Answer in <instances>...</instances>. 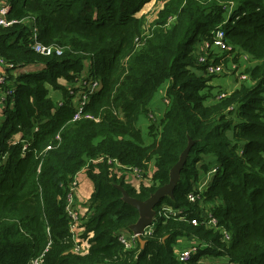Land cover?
Returning <instances> with one entry per match:
<instances>
[{
    "label": "trees",
    "instance_id": "1",
    "mask_svg": "<svg viewBox=\"0 0 264 264\" xmlns=\"http://www.w3.org/2000/svg\"><path fill=\"white\" fill-rule=\"evenodd\" d=\"M149 1L0 0L10 7L6 18L19 21L0 26V56L14 69L43 66L17 76L6 69L2 90L12 93L0 122V264H29L40 254L41 264H201L203 256L264 264V0H166L151 20L150 36L136 45L144 26L136 13ZM31 17L39 40L61 46V55L32 50L25 21ZM219 25L233 50L259 62L247 71L251 84L217 98L222 89L212 92L213 77L202 73L206 65L197 62L193 46ZM85 62L84 74L101 79V90L84 108L98 121L71 120L72 97L60 82L83 75ZM167 80L170 103L151 128H161L159 137L146 143L138 118ZM51 90L61 92L60 106ZM190 141L173 195L156 206L181 208L188 220L159 219L143 247L123 250L117 235L139 214L123 201L121 188L131 197L148 198L168 182ZM48 144L53 146L45 149ZM106 157L141 168L153 160L150 186L137 191L116 178ZM214 165L203 200L188 202L192 181ZM84 167L94 190L83 235L92 236L80 255L70 250L65 205L68 185ZM206 211L229 231L228 242L219 230L189 222ZM193 239L203 246L189 260H177L179 240L186 245Z\"/></svg>",
    "mask_w": 264,
    "mask_h": 264
},
{
    "label": "built area",
    "instance_id": "2",
    "mask_svg": "<svg viewBox=\"0 0 264 264\" xmlns=\"http://www.w3.org/2000/svg\"><path fill=\"white\" fill-rule=\"evenodd\" d=\"M162 7V4L160 8ZM8 4H0V26H10L11 24L19 22L16 19H7L6 14L9 10ZM154 17H152L153 19ZM144 20V26H143V33L140 37H136V45L142 44V41L150 36V25L151 20ZM171 18H169V21ZM23 21L20 20V22ZM25 21L28 23L29 27V36L31 40V48L32 50L41 55V56H50V55H61L63 53V48L57 44H45L42 41L39 40V29L37 25L35 24L34 18H26ZM230 44H228V41L226 39V34L224 28L219 25L215 29H213L210 32V35L207 38L202 39L196 47V51L194 50L196 60L199 64L206 65V68L202 69V73L213 75V74H231L232 70H234V66L230 65V67L223 66L220 63H214V62H208L205 60L204 56L205 53H207L208 49L211 47L216 48H225L230 49ZM0 65L3 67V70L0 71V96L1 101L4 102L7 95H11L12 89H6L2 90V86L5 84L8 74L6 69L12 68V64L7 63L2 56H0ZM14 69V68H12ZM11 69V70H12ZM224 74V75H225ZM60 82L65 86V89L68 90L69 96L72 97V106L74 108V113L72 116V121L79 120L81 118L86 119H93L95 121H98V117H95L91 115L90 113L84 112L85 106L89 103V99L92 95L98 93L101 88V79L100 78H93L91 76L87 77V75L83 74L80 76H76L73 79V82H67L65 80H60ZM249 84H251L249 82ZM228 94L227 91L222 90L217 94V98L224 97ZM162 102L164 106H168L170 101L169 98L164 95L162 97ZM63 103L62 99L57 101V106H60ZM149 117L152 118V114H149ZM155 124V123H154ZM54 139L59 141L60 135L59 133H56L54 136ZM53 146V144H48L45 149H49ZM26 148V144H24L22 150ZM103 157H99L98 160H102ZM107 163L110 165L109 171L116 176V178H124L125 182L128 183L131 187H133L135 190H139L141 186H150L149 180L152 178L153 172L155 171L154 165H151L149 162V166L147 167H138V166H125L121 164L119 161H117L115 158L106 157ZM217 165L212 166L206 173L202 174L199 179L193 183L192 190L188 191L186 193V200L188 202H196V201H202L204 198V193L207 191L208 186L210 185L212 181V177L214 173L216 172ZM81 170V169H80ZM79 171H77L72 179L70 184L68 185V190L66 193V205H65V211L66 216L68 219V228L69 232L71 233L70 239L72 240V245L70 247V250L76 254H85L88 251V248L90 246L89 239L92 236V232H86L85 235V227L83 225V220L88 218L91 211L85 207L83 214L74 206V194L75 190L79 184ZM123 170L126 172V175H122L121 171ZM152 182V181H151ZM85 218V219H83ZM159 219H178V220H188L186 214L183 212L181 208H174L170 205H161L158 208H154V214L151 218V222L146 225L141 232L134 233L132 230L128 229L123 232H120L117 235V241L122 246L123 250H132L134 248H137L138 245V238H144L149 236L153 229L155 224ZM189 222L194 225H204V227L211 228L214 230H219L222 234V238L224 241L228 242L230 239V233L225 228L218 226V221L213 216L211 212L206 211V216L204 218H198V217H191ZM203 245L200 242H197L193 239V241H189L188 244L184 245L182 248L177 246L175 251V257L177 260L184 262L189 260V258L194 255L200 247ZM203 259V258H202ZM205 260V259H204ZM42 262V254L38 256H34L30 258L29 264H41ZM199 262L201 263V258L199 259ZM219 264H237L235 262H231L227 257H222V262Z\"/></svg>",
    "mask_w": 264,
    "mask_h": 264
},
{
    "label": "rangeland",
    "instance_id": "3",
    "mask_svg": "<svg viewBox=\"0 0 264 264\" xmlns=\"http://www.w3.org/2000/svg\"><path fill=\"white\" fill-rule=\"evenodd\" d=\"M165 1L166 0H151L148 5L145 4L146 7L144 9V12L141 13L140 16H143L144 20H146V21L152 19V17L157 15V12H159V10H160L161 4L163 5V3ZM227 15H228V12H227ZM193 47H197V45H194ZM196 50L197 49L195 48V51ZM234 50H233L232 46H230V49L211 47L208 49L207 53H205V56H204L205 60H207L208 62H214L217 64L220 63L223 66H225V68L230 67V65L234 66L235 69L232 70L231 74H225V75L224 74H219V75L205 74L206 77H210V78L213 77L212 80L215 79L214 81L220 83L216 87H222L223 88L222 90H225L227 92L230 91L232 88H235L236 86L237 87L240 86V84H244V83L248 84L250 82L251 78H250L249 74L247 73V71L249 69H251L253 65H255L256 63L258 64V62H259L257 60H254L251 62V60H250L251 57L249 55H247L246 53H244L242 50H237V48H234ZM237 52H240V53H237ZM233 54H235L237 61H235L233 59V57H234ZM4 85L2 86L3 89H4ZM216 91H217V89H214V90L212 89L213 93ZM56 95H57L56 92L51 93L52 98L55 97ZM162 97L163 96H157L156 95L153 98L152 107L150 105H148L146 107L147 108L146 113L141 114L149 120L148 135L151 136L152 138H154V137L158 138L160 130H161V129L156 128L153 131L151 129L152 126L154 125V123H155V125H157V123L159 122L157 109H153V108H158V109L164 108L163 109V115H164L165 109L167 108V106H164V107L162 106V105H164L162 102ZM149 114H152L153 119H151L149 117ZM150 131L152 133H149ZM190 160H192V157L190 158ZM120 171H121V173H125L123 170H120ZM149 183L151 184V179L149 180ZM181 246H180V248H182L184 245L182 247ZM201 260H202L201 264H219L220 262H222V256H216L213 258H206L203 256V257H201Z\"/></svg>",
    "mask_w": 264,
    "mask_h": 264
},
{
    "label": "crops",
    "instance_id": "4",
    "mask_svg": "<svg viewBox=\"0 0 264 264\" xmlns=\"http://www.w3.org/2000/svg\"><path fill=\"white\" fill-rule=\"evenodd\" d=\"M149 3H150V1L145 3V4L148 5ZM146 5L143 6L140 9V11L136 14L137 17H139L141 15V13L144 12V9H145ZM42 67L43 66L41 64H29V65H26V66L15 68L14 70H10V74H12L14 76H17L20 73H27V72L36 73ZM86 67H88V63L87 62H85V66H84V69L82 71L83 74L86 73L85 72V68ZM2 70H3V67L0 65V71H2ZM214 80L210 81V84L215 87L214 89H223L222 87H216L220 83H218V82H216ZM168 85H169V81L168 80L163 82L160 85L159 89L154 94L153 98L156 95L157 96H164L166 94V89H167ZM232 89H234V88H232ZM52 92H56L57 93V95L55 97L52 98V96H51V99L54 102L57 103L58 100L62 99V94H61V92L59 90H51L50 91V95H51ZM152 102H153V99H152ZM152 102L150 104L151 107H152ZM162 106L164 107V105H162ZM2 109H3V102L1 101V96H0V122L2 120V115H3L2 114L3 113ZM153 109H157L158 117H161L163 115V109L164 108L163 109L162 108L161 109L153 108ZM145 118H146L145 116L141 115L139 117V119H138L137 125H138V128H139L142 136H143L144 142L150 143L151 140H152V137L148 135L149 120L147 118L146 119ZM206 157H210V156L207 155ZM150 163H151V165H154L153 160H151ZM200 172L201 171H199V173ZM126 174H127L126 172L122 173L123 176L126 175ZM200 175H199V177H200ZM78 179H79V184H78V186H77V188L75 190V194H74V206L83 214L84 208L87 207L88 200H89V198H90V196H91V194H92V192L94 190V184H93V181L87 175L86 167H84V168H82L80 170L79 175H78ZM191 185L193 186V183H191ZM182 243H186V242L183 241V240H179L178 246L180 247Z\"/></svg>",
    "mask_w": 264,
    "mask_h": 264
},
{
    "label": "water",
    "instance_id": "5",
    "mask_svg": "<svg viewBox=\"0 0 264 264\" xmlns=\"http://www.w3.org/2000/svg\"><path fill=\"white\" fill-rule=\"evenodd\" d=\"M192 142L190 141L187 147L182 151L178 161L171 167L169 172V180L166 184L159 186L152 194L145 200H140L135 197H131L128 193L121 188L123 201L134 206L139 214L137 221L129 226V229L134 233H139L141 230L151 222V218L154 214V208L160 203L164 196H172L174 189L179 180V175L182 167L186 162V158L191 149ZM138 241L140 246L143 247L145 239L139 237Z\"/></svg>",
    "mask_w": 264,
    "mask_h": 264
},
{
    "label": "clouds",
    "instance_id": "6",
    "mask_svg": "<svg viewBox=\"0 0 264 264\" xmlns=\"http://www.w3.org/2000/svg\"><path fill=\"white\" fill-rule=\"evenodd\" d=\"M150 1H151V0H150ZM232 90H233V89H231L230 91H228V93L231 92ZM165 95H166V94H165ZM162 117H163V116H162ZM162 117H159L158 119L160 120ZM157 125H159V122L157 123ZM158 129H161V128L158 127ZM154 167H155V166H154ZM206 172H207V171H206ZM206 172H204V173H206ZM204 173H201V175L204 174ZM201 175H200V176H201ZM198 179H199V178H197V180H198ZM197 180H196V181H197ZM196 181L193 180L192 183H195ZM155 208H156V207H155ZM153 210H154V209H153ZM143 239H144V238H143ZM138 242H139V241H138Z\"/></svg>",
    "mask_w": 264,
    "mask_h": 264
}]
</instances>
